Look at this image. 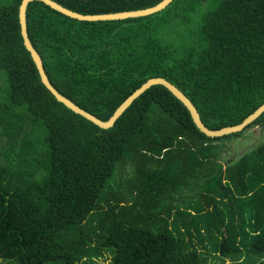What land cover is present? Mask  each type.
<instances>
[{
    "label": "trees",
    "instance_id": "obj_1",
    "mask_svg": "<svg viewBox=\"0 0 264 264\" xmlns=\"http://www.w3.org/2000/svg\"><path fill=\"white\" fill-rule=\"evenodd\" d=\"M53 1L97 15L162 0ZM21 2L0 0L1 264H264V142L219 159L226 141L264 130V115L209 138L154 86L100 130L42 84ZM27 24L51 85L103 122L152 77L183 90L212 131L264 104V0H174L102 22L35 1ZM122 166L133 168L126 179Z\"/></svg>",
    "mask_w": 264,
    "mask_h": 264
},
{
    "label": "water",
    "instance_id": "obj_2",
    "mask_svg": "<svg viewBox=\"0 0 264 264\" xmlns=\"http://www.w3.org/2000/svg\"><path fill=\"white\" fill-rule=\"evenodd\" d=\"M41 2L50 9L61 12V14L82 22H102V21H118L126 20L133 18H142L158 14L162 10L166 9L174 0H162L154 6H149L140 9L133 10H121L116 12H109V14H97V15H84L81 12L70 9L66 6L59 4L53 0H22L19 8V21L21 26V36L23 39L24 46L26 50L30 53V56L36 66L40 80L46 89L50 92V95L55 99L56 102L63 104L67 110L83 118L84 120L90 122L97 128L103 131H108L114 128L115 124L118 122L120 117L126 112L128 107L136 100L140 95L145 91L154 86H164L167 88L177 99H179L186 107L190 114L193 124L199 130V132L209 138H221L237 133L243 132L247 127H250L252 124L256 123L264 115V104L259 107V109L247 118L242 124L223 128L218 131H212L208 129L202 122L201 116L196 109V106L192 100L186 95V93L181 90L177 85L172 83L165 77H152L144 82L139 88H137L132 94H130L118 107L115 114L110 118L109 121L103 122L97 117L91 115L85 110L81 109L76 103L62 95L58 90H56L50 83L48 75L46 73L43 59L40 53L33 46L28 32L27 24V10L29 4L32 2Z\"/></svg>",
    "mask_w": 264,
    "mask_h": 264
},
{
    "label": "rangeland",
    "instance_id": "obj_3",
    "mask_svg": "<svg viewBox=\"0 0 264 264\" xmlns=\"http://www.w3.org/2000/svg\"><path fill=\"white\" fill-rule=\"evenodd\" d=\"M244 135L245 136H242L241 138L229 140L232 141L231 143H229V141L225 142V145H227L228 147H224L220 152L219 159L221 162L225 164L229 160H236L245 153L253 151L264 142V130H262L260 127L247 130ZM132 169L133 168H131V166L120 167V171L117 172L116 178L119 174L125 175V173L128 174L127 172H130L132 174ZM125 170L127 172H125ZM126 177L128 176L125 175L124 179H126ZM108 261V263L105 262L104 264L110 263V256L108 258ZM1 263L2 261H0V264Z\"/></svg>",
    "mask_w": 264,
    "mask_h": 264
}]
</instances>
